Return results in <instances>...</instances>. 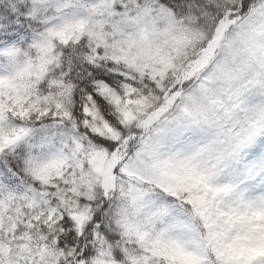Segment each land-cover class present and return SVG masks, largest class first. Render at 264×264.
Returning a JSON list of instances; mask_svg holds the SVG:
<instances>
[{
  "label": "snow or ice",
  "instance_id": "obj_1",
  "mask_svg": "<svg viewBox=\"0 0 264 264\" xmlns=\"http://www.w3.org/2000/svg\"><path fill=\"white\" fill-rule=\"evenodd\" d=\"M0 264H264V0H0Z\"/></svg>",
  "mask_w": 264,
  "mask_h": 264
}]
</instances>
